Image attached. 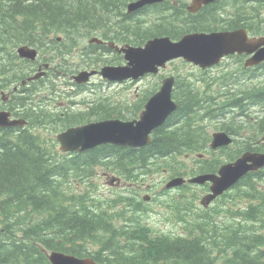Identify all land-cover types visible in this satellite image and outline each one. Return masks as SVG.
Wrapping results in <instances>:
<instances>
[{
	"label": "trees",
	"instance_id": "obj_1",
	"mask_svg": "<svg viewBox=\"0 0 264 264\" xmlns=\"http://www.w3.org/2000/svg\"><path fill=\"white\" fill-rule=\"evenodd\" d=\"M130 1L0 0V75L6 68L4 54L10 65L19 60L13 50L9 54L4 52L6 41L11 46L20 44L26 31L19 27L34 26L32 21H17L20 18L38 19L43 35L51 33L47 30L54 23L58 28L56 33L83 32L87 36L98 34L104 24L116 23L123 28L125 37L126 33L130 35L126 42L135 45L160 35L178 39L194 31L239 26L264 32V10L261 12L264 0L257 1L260 5L256 6L246 5L245 0H216L197 13L188 11L187 0H164L127 13ZM74 43L75 40H64L57 50L67 51L66 57H59V65L69 72L67 54ZM95 47L97 44L91 45L90 50L94 51ZM95 61L104 63L105 59L97 57ZM12 72L18 74L21 70ZM233 84L230 74L217 80L208 75L197 81L179 80L173 93L178 109L155 130L150 144L137 149L105 144L68 155L57 150L54 138L34 134L29 129L12 136L2 130L0 264H52L47 250L92 256L105 264H264V168L246 174L224 195L232 205L225 204L223 210L229 214L216 221L212 219L216 217L214 213H205L209 209L198 204V192L186 191L191 188L189 184L172 195L177 197H170L166 190L165 198H173L167 205L169 215L175 219L172 222L180 225L177 234L159 233V228L151 226L147 216L153 209L141 205L136 187L126 188L127 194L119 192L118 198L115 195L102 198L88 181L95 176L98 164L125 181L138 183L139 177L150 175L213 170L216 163L205 162L197 154L210 151H206L211 140L210 128L216 126L218 117L219 122L225 120L227 125L231 122L228 126L236 135H241L243 128L246 131L235 149L224 153L227 160L245 150L264 151V144L253 143L264 135V85L251 91L250 98L242 102L243 94L235 97L236 89H230ZM256 107L263 115L253 121L249 113ZM228 113L235 115L226 120ZM243 114L249 126H238L242 122L239 116ZM98 116L110 117L102 113ZM117 117L127 119L129 115ZM91 120L89 115L70 114L58 116L56 124H49L52 118L46 113L39 126L62 130ZM194 154L196 157L190 159H195V164L187 165L186 159ZM82 182L84 186L76 190V183Z\"/></svg>",
	"mask_w": 264,
	"mask_h": 264
},
{
	"label": "flooded vegetation",
	"instance_id": "obj_2",
	"mask_svg": "<svg viewBox=\"0 0 264 264\" xmlns=\"http://www.w3.org/2000/svg\"><path fill=\"white\" fill-rule=\"evenodd\" d=\"M242 1L244 2V0ZM245 1L246 2L244 3L246 5H251V3H253L254 6L258 4L260 5L257 1ZM263 10L264 7H262L261 12ZM262 15H264V11ZM17 21L21 23L32 21L34 26H31V24H23L20 26L19 28L24 27L22 29L26 31V37L20 44L15 46H11L8 44L9 41H6L7 43L4 45V52L9 54V51L13 50L18 55L19 48L21 46H27L28 48L36 49L37 55L34 58H20V55H18L19 60L14 66L10 65L6 55H3V62L6 64V68H4L3 74L0 75V112L7 113L9 120H21V122H17L12 125L9 124L0 126V132L3 130L5 132H10V135H15L22 134L29 129L34 134L38 135L40 127L44 128V126H39V123H41L43 114L46 113L52 118V121L49 122V124H56V117L58 116L65 117L70 114L89 115L93 118V120H102L106 118H100L98 113L109 115L110 117L107 118L117 117L122 114L129 115V119L139 118L140 112L144 108L148 97L146 100H141L140 102L126 104L127 102L122 100V96H120V92L118 91V88H116V86L119 87L123 85V83H110V81L104 78L101 74H97L98 72L89 76L90 80L87 81L81 82L75 79V75L83 70L88 72L100 69L103 65H99L100 62L95 61V58L97 57L104 58L105 56L111 58L112 60L108 64H122L125 62L124 53L119 52L118 48L115 46V44L119 46L129 44L126 42V39L130 35L128 36L126 33L125 37L122 27H119L116 23H113L111 26L104 24L98 32L101 41L97 43L94 41V43H91L90 36H87V34H84L83 32H81V34L72 33L70 35H66L64 32H59L60 35L55 33L58 32V28L55 23L53 24V27L47 30H50L51 33H45L43 35L41 26L38 25V19L31 18L26 21L20 18L17 19ZM239 28L245 27H233L230 30ZM28 31L29 34L27 33ZM82 31H84V29ZM247 31L250 37H260L264 35V32L257 33L249 29H247ZM63 40L68 42H73L75 40L76 42V44L74 43L72 47V51H75L76 54H73V60H69L68 65V67H71L70 72L69 70H64V68L59 65L61 62L59 57H66L65 54L67 53V51L63 50L57 51L60 47L59 43ZM48 41H51L52 43ZM111 43H114V45L112 46ZM94 44H97V47H95L94 51H91L90 47ZM43 55H45V57H43ZM67 55L69 57L71 53ZM251 55L252 54L246 53L233 54V58L237 59L239 66L243 67V69L238 72H246L251 69L258 72L264 70V61L254 66H245V60ZM118 59L120 60L118 61ZM46 63L50 64V66H46ZM19 68L21 73L16 74L12 72V70ZM166 68L159 71L157 76H161L163 72H165ZM41 69L46 71L45 73L47 75L45 73L43 74L46 76H38V72ZM147 77L148 76H145L141 80L126 81L124 84L130 83V85H135V91H137L136 93L138 95V91L142 89L139 83ZM43 78L46 79L44 80ZM233 78H235V74L233 75ZM50 79L51 81L53 80V91L47 87V83ZM161 82L159 81L155 83V85L160 86ZM240 84L244 86L243 82H240ZM56 85H58V89H55ZM159 86L157 88H159ZM47 91L53 95V98L47 97ZM249 95L250 94L248 92L244 93L242 96V102H245L249 98ZM55 99H58L57 102ZM230 124L231 122L228 123V125ZM228 125L224 123L222 125L223 130H228L230 134L234 135V130ZM253 143L264 144V138H258ZM232 146H234V140L231 144H222L217 147H213L212 144H210L209 148L211 150L206 153H202L200 155V159H205V162L211 161L212 163H216V167L213 170H205L200 173H218L219 167L226 162V158L223 156L224 153L230 152L233 148ZM181 175L186 178L192 176L187 173ZM234 185H237V183ZM191 186L196 189L201 188L200 192L203 196L206 193H209L211 183L206 182L204 184H200V186L199 184L191 183ZM147 189L150 196H143V200L147 199L145 201H151L153 200L154 195L150 189V185L147 186ZM231 189H233V187L218 194L207 206L210 204V206H213L215 202L217 203L219 201H221L223 208L225 207V204L228 206L232 205L231 201L224 198V195L229 193ZM218 209L221 208L218 207ZM225 214L226 213H222V216Z\"/></svg>",
	"mask_w": 264,
	"mask_h": 264
},
{
	"label": "water",
	"instance_id": "obj_3",
	"mask_svg": "<svg viewBox=\"0 0 264 264\" xmlns=\"http://www.w3.org/2000/svg\"><path fill=\"white\" fill-rule=\"evenodd\" d=\"M158 1L163 0H136L129 3L128 11L132 12ZM213 1L215 0H193L189 9L197 11L203 4ZM93 40L100 42L98 38ZM26 49L24 46L20 47L18 50L20 55L30 58L36 56V49ZM118 50L125 53L127 63L118 66H104L100 72L110 80L137 79L149 72L157 73L159 67H164L169 60L181 57L205 68L218 63L225 55L255 51L247 64H258L264 61V36L251 38L245 28L193 32L178 40H173L169 36L155 37L148 40L145 45H126ZM95 72L96 70L83 71L75 78L82 82ZM175 82L174 75L165 77L160 89L149 98L138 119H104L69 127L60 132L56 137L61 150L83 151L106 143L137 148L150 143L153 139V131L164 124L178 107L172 96ZM8 124L11 123L6 113L0 112V125ZM230 142H232V137L226 132H216L212 146L217 147ZM262 167H264V152L246 151L235 161L223 164L218 173L197 174L190 178L189 182L201 184L210 181L212 183L211 191L201 198V203L207 206L218 194L235 184L246 173ZM185 180L183 176L175 177L166 186H178ZM49 258L53 264H100L92 257H78L62 251H51Z\"/></svg>",
	"mask_w": 264,
	"mask_h": 264
},
{
	"label": "rangeland",
	"instance_id": "obj_4",
	"mask_svg": "<svg viewBox=\"0 0 264 264\" xmlns=\"http://www.w3.org/2000/svg\"><path fill=\"white\" fill-rule=\"evenodd\" d=\"M187 2L190 3L191 0H187ZM86 43H87V40H86ZM179 66H180L181 72H186V73L188 72V70H189L188 65L181 66L177 62H172V63L170 62L168 64V67L166 68L165 72H163V74L161 75V78L163 76H167L170 74L177 75L178 72H176L175 70ZM161 78H160V82H161ZM157 80H159V77L150 76L149 78L145 79L144 81H141L139 83V85L142 89H140L138 91L139 92L138 95L136 93L137 91H135V89H136L135 85H129L128 87H124L125 85H123V86L121 85L119 87L116 86V88H118V91L120 92V96H123L124 94H126V98H129L130 103L140 102L141 100H144L146 98V96L150 93V90L152 88L156 87L154 83H156L155 81H157ZM42 134L46 135L47 137L51 136L52 135L51 129H47V130L43 129ZM186 161L188 163H190V158L186 159ZM96 171H98L100 173V175H99L100 177L96 179V175H95L93 178L89 179L90 183L92 184L91 188L98 191L100 196H102L103 198H109L111 195H115V197L118 198V194H115L113 192V190L125 188L126 184H127L124 182L125 179H121V181H122L121 183L113 184V185H115V186H113V185H111L110 181H111V177H113L114 174L108 173L110 177L107 174H103L104 170L101 169L100 166H98L96 168ZM164 180H165V176L144 177L140 183L137 182V183H135L134 186H138V184H143V183H146V185H151L153 188V192L156 193L155 198L160 200L159 205L156 204L153 207L154 210L151 211L150 214L147 216V218L151 221V226H155L156 228L166 229L167 231L170 230V231H174V232H178V231L180 232L181 229L179 228L178 222H172V220L175 221V219H172L170 217L169 223L165 219V216L168 213L167 211L168 210L170 211V207L167 206V203L171 204L173 201V198H170V200H169V198L165 200L164 188L161 192V188L165 184ZM83 186H84L83 182L80 185L78 183H76L75 188H76V190H79ZM144 189H142V195H144ZM192 189H196V188H192ZM192 189L187 188L186 191H190ZM173 194H175V193H171L170 196L171 197H177V196H172ZM193 195H194V192H193L192 196ZM162 202H164V204L166 203V205L161 206ZM154 203H156V202L154 201ZM212 207H214L215 210H211V211L208 210L205 213H211V214L214 213L216 215V217H212L213 221L219 220V217H222V213H227L225 210H223V206L221 204V201H219L217 203L215 202L214 205L211 206L210 208H212ZM218 207H220L222 209L221 212H217Z\"/></svg>",
	"mask_w": 264,
	"mask_h": 264
},
{
	"label": "bare ground",
	"instance_id": "obj_5",
	"mask_svg": "<svg viewBox=\"0 0 264 264\" xmlns=\"http://www.w3.org/2000/svg\"><path fill=\"white\" fill-rule=\"evenodd\" d=\"M164 1V0H163ZM162 2V1H161ZM126 9H127V7H126ZM122 15V14H121ZM123 16V15H122ZM123 18V17H122ZM122 18H120V19H122ZM160 36H167V35H160ZM254 54H255V51L254 52H252V55H251V57L252 56H254ZM18 55H20V53L18 54ZM22 57H26L27 58V56H22V55H20V58H22ZM9 58V57H8ZM10 59V58H9ZM40 122V121H39ZM78 124V123H77ZM77 124H75V125H77ZM248 151H252V150H248ZM220 168L221 167H219V169H218V172L220 171ZM253 172H257V171H253ZM240 181V180H239Z\"/></svg>",
	"mask_w": 264,
	"mask_h": 264
}]
</instances>
